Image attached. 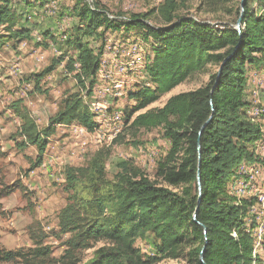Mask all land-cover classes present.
<instances>
[{
    "label": "trees",
    "instance_id": "trees-1",
    "mask_svg": "<svg viewBox=\"0 0 264 264\" xmlns=\"http://www.w3.org/2000/svg\"><path fill=\"white\" fill-rule=\"evenodd\" d=\"M72 1L69 16L77 23L56 35L51 30L37 31L30 22L32 11L45 9L50 0H0V53L9 44L17 51L23 43L36 40L37 48L58 47L61 55L28 76V81L41 91V82L62 65L76 81L73 90L64 92L57 112L44 128L39 127L24 100L9 105L12 115L20 120L22 146L37 151L29 172L43 165L49 139L58 126L77 123L89 133L98 129L86 100L96 86L102 45L109 31L138 32L143 41H153V58L144 71L153 87L129 94L135 106L127 113L125 132L137 136L142 130L159 129L170 149L158 161L156 180L126 160L117 162V173L109 179L108 150L95 152L84 166L65 168L67 197L58 213L57 236L68 237L64 245L70 264H81L79 253L98 244L103 246L84 264H160L165 259L180 264H264L260 252L257 255L254 236L258 222L253 209L258 210L259 203L256 197L234 193V181L240 172L246 174L245 166L264 170V158L256 151L264 140V128L251 115L253 107L246 94V66L264 65V15L258 16L251 8L252 3H258L264 9V0H244L241 33L230 26L216 30L184 13L195 0H164L148 13H121L114 18L100 1ZM199 2L198 11L208 8L209 12L241 5V0ZM154 14L160 27L148 23ZM237 14L239 19L241 8ZM92 41L100 46L95 48ZM212 65L217 72L208 84L171 97L162 108L147 110L196 74L208 73ZM125 136L119 135L112 144L121 143ZM19 187L28 190L23 184ZM15 189L0 190V200ZM4 215L0 204V216ZM27 233L32 247L0 248V264H47L51 253L44 246L47 236L40 225H29ZM139 240L148 241L151 255L137 247Z\"/></svg>",
    "mask_w": 264,
    "mask_h": 264
},
{
    "label": "rangeland",
    "instance_id": "rangeland-1",
    "mask_svg": "<svg viewBox=\"0 0 264 264\" xmlns=\"http://www.w3.org/2000/svg\"><path fill=\"white\" fill-rule=\"evenodd\" d=\"M97 1H100L111 12V18H114L113 15L121 13H148L164 0ZM199 4V0L191 2L189 10L184 13L210 24L216 30L236 26L237 11L240 8L237 3L226 9H216L215 12H209L208 8L198 11ZM72 6V0H50L45 9L40 12L32 11L31 27H36L37 31L51 30L56 35L71 30L77 23L76 19L69 16ZM251 8L258 16L264 15V9L260 8L258 3H252ZM148 23L154 27L161 26L155 14ZM34 37H38L37 33ZM36 41L23 43L17 51L12 50L9 44L0 53V190L7 187L16 188L13 193L0 200L5 211V215L0 216V248L7 251L31 248L27 227L35 223L40 225L42 232L47 236L44 246L48 247L51 253L47 264H70V260L65 257L67 248L64 245L68 237L57 236L58 213L64 207L67 197L64 189L65 168L84 166L95 152L108 150L110 155L106 162V171L109 179L117 173V162L126 160L141 168L151 180H156L158 161L167 155L170 145L159 129L149 132L142 130L137 136L125 132L128 126L127 113L135 106V102L129 100V94L143 87H153L144 74L146 66L153 58V41H143L138 32L127 34L109 31L102 45V67L94 88L102 93V98H94L93 89L92 96L86 100L93 112L97 108L96 102H110L109 113L106 114L105 106H98L102 113L97 115V112H94L99 127L93 133L87 132L77 123L58 126L56 133L49 139L43 165L30 173L29 169L36 160L37 151L34 147L22 146L23 140L18 135L20 120L12 115L9 105L16 100H24L39 127L44 128L57 112L64 92L73 90L76 85L74 78L66 74L62 65L41 82V91H36L35 84L28 81V76L40 72L53 58L61 55L58 47L51 46L48 50L37 48ZM92 44L95 48L100 46V42L92 41ZM246 68L249 71L247 100L253 107L250 113L264 128V65H247ZM216 72V66H209L208 73L196 74L171 93L161 97L147 110L162 108L171 97L203 87ZM105 88H109V94L105 93ZM116 112H119L121 117L119 120L113 119ZM124 133L126 136L121 143L112 144L115 138ZM256 151L264 158V140L257 144ZM245 167L246 174L240 172L238 180L234 181L237 188H234V193L241 197H256L259 203V209H253L258 222L254 230L258 255L264 250V201L260 199L264 196V170L253 165ZM19 184L25 185L28 190L20 191ZM250 224L248 221V225ZM101 246L103 244L79 253L81 264L88 262L94 251ZM137 247L144 255H151L148 241L139 240ZM160 264L180 262L165 259Z\"/></svg>",
    "mask_w": 264,
    "mask_h": 264
},
{
    "label": "water",
    "instance_id": "water-1",
    "mask_svg": "<svg viewBox=\"0 0 264 264\" xmlns=\"http://www.w3.org/2000/svg\"><path fill=\"white\" fill-rule=\"evenodd\" d=\"M240 8H241V15L239 17V19L237 20V23H236V30L241 33V29H242V18H243V9H244V0H241V5H240ZM221 71H222V68L219 70V75L221 74ZM200 164H199V169H198V173H197V177H198V187H199V191L201 190V176H200ZM201 200V199H200ZM199 200V202H200ZM198 210V209H197ZM194 220L198 223L197 221V212L195 213L194 215ZM201 225V224H200ZM202 226V225H201ZM206 228L204 227V233L206 234ZM205 250H206V246L203 247L202 249V252L200 254V261L202 263H204V253H205Z\"/></svg>",
    "mask_w": 264,
    "mask_h": 264
},
{
    "label": "built area",
    "instance_id": "built-area-1",
    "mask_svg": "<svg viewBox=\"0 0 264 264\" xmlns=\"http://www.w3.org/2000/svg\"><path fill=\"white\" fill-rule=\"evenodd\" d=\"M93 95H94V98H97V97H101L102 98V93L97 91V89H94V92H93ZM96 105H97V109H98V106H105L106 107V114L109 113V110H110V102H96ZM110 117V116H109ZM117 131V129L115 130Z\"/></svg>",
    "mask_w": 264,
    "mask_h": 264
},
{
    "label": "bare ground",
    "instance_id": "bare-ground-1",
    "mask_svg": "<svg viewBox=\"0 0 264 264\" xmlns=\"http://www.w3.org/2000/svg\"><path fill=\"white\" fill-rule=\"evenodd\" d=\"M38 39H39V38H38ZM131 61H132V60H131ZM133 68H134V67H133ZM135 68H136V67H135ZM130 73H131V72H130ZM110 77H111V76H110ZM118 88H119V87H118ZM105 90H106L105 93H107V94L110 93L109 88H108V89L105 88ZM97 91H98V90H97ZM105 93H104V94H105ZM110 95H111V94H110ZM109 98H110V97H109ZM90 106H91V105H90ZM93 106H95V105H93ZM92 109H93V108H92ZM98 109H99V108H98ZM98 109L96 108V109H95L96 111L94 110L95 113L97 112V113H96L97 115H98V113H102V111H99ZM104 112H105V111H104ZM104 112H103V113H104ZM118 113H119V112H116V113L114 114L113 119L115 118L116 120H119V119L121 118L120 115H119ZM257 113H258V112H257ZM257 113H256V114H257ZM106 117H107V116H106ZM106 117H105V118H106ZM111 119H112V118H111ZM113 119H112V120H113ZM70 131H71V130H70ZM119 132H120V131H119ZM116 135H117V134H116ZM260 199H261V201H264V196H261Z\"/></svg>",
    "mask_w": 264,
    "mask_h": 264
},
{
    "label": "crops",
    "instance_id": "crops-1",
    "mask_svg": "<svg viewBox=\"0 0 264 264\" xmlns=\"http://www.w3.org/2000/svg\"><path fill=\"white\" fill-rule=\"evenodd\" d=\"M7 50V49H6ZM8 51V50H7ZM246 168V167H245ZM238 184V183H237ZM262 253H260V257H261V259H263L264 260V250H262L261 251Z\"/></svg>",
    "mask_w": 264,
    "mask_h": 264
}]
</instances>
